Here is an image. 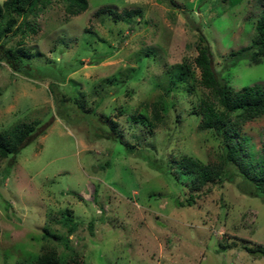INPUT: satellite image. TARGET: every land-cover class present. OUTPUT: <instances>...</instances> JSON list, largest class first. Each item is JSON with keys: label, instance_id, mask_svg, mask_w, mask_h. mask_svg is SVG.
<instances>
[{"label": "rangeland", "instance_id": "obj_1", "mask_svg": "<svg viewBox=\"0 0 264 264\" xmlns=\"http://www.w3.org/2000/svg\"><path fill=\"white\" fill-rule=\"evenodd\" d=\"M44 1L26 20L34 31L9 42L22 40L38 74L0 62V132L35 127L17 154L0 159V264L34 261L43 245L75 252L79 264H264L243 248L264 246L261 199L245 194L237 175L193 189V176L174 166L184 157L219 164V141L194 113L207 94L198 48L235 91L264 89V57L230 56L251 45L264 0H86L77 15ZM99 120L121 142L98 136ZM240 133L247 155L263 160L264 115ZM153 159L168 172L150 167Z\"/></svg>", "mask_w": 264, "mask_h": 264}, {"label": "trees", "instance_id": "obj_2", "mask_svg": "<svg viewBox=\"0 0 264 264\" xmlns=\"http://www.w3.org/2000/svg\"><path fill=\"white\" fill-rule=\"evenodd\" d=\"M59 1L65 3L67 13L71 15L85 11L88 6L86 0ZM43 3H45L44 0H4L0 3V62H4L13 72L26 77H34L38 74V69L31 63L24 48L20 47L21 39L17 42L18 47L10 46L9 42L12 36L20 35L23 38L26 33L34 31L26 20ZM104 11L105 8H101L99 12L103 13ZM106 12L116 14L114 10H106ZM254 29L255 37L251 45L230 53V56L234 58L233 63H236L246 53L253 64L260 63L264 57V5ZM194 65L200 72V85L207 90L206 96L200 101L198 109L194 113L200 117L199 128L212 132L219 141L221 147V152L218 155L219 164L211 167L190 157H184L175 162L174 166L193 176V189H200L207 183L221 184L224 180L231 178V175H237L242 179V191L251 197L260 198L264 203V159L258 161L247 155L248 148L245 139L240 135L241 128L246 122L264 115V89L254 86L243 87L242 90L235 91L226 80L216 74L207 48H198ZM54 80L57 81L55 78ZM53 87L54 83H51V90ZM69 100L79 111H86L84 103L78 95H73ZM158 110L157 105H154L152 115L154 121L158 118ZM86 112L90 113L95 122L94 112L91 109ZM96 125L98 136L121 142L113 128L105 121L102 120L101 123L99 120ZM34 131L33 125L19 124L8 134L0 132V159L17 154L20 148L30 141ZM125 147L127 153L139 155L145 161L149 159L147 155H144L147 153L145 148L136 150V147L128 144ZM154 162L153 159L147 163L161 173L168 172L164 167L156 165ZM228 167L231 168V172L228 171ZM192 202L193 198L190 196L186 204L190 206ZM62 222L68 226V232L71 233L74 229L71 218L65 216L62 218ZM48 236L59 240L57 235L49 234ZM67 240L66 237L65 241L67 242ZM243 248L250 254L264 257V246L261 244L254 243L250 247L245 245ZM76 255L75 252H70L67 255L59 254L54 248L43 245L42 253L34 261H18L16 264H79Z\"/></svg>", "mask_w": 264, "mask_h": 264}]
</instances>
